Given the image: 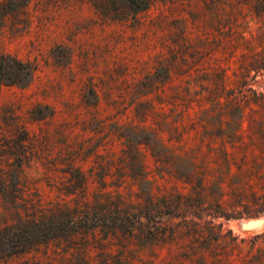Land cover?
Returning a JSON list of instances; mask_svg holds the SVG:
<instances>
[{
  "label": "rangeland",
  "instance_id": "1",
  "mask_svg": "<svg viewBox=\"0 0 264 264\" xmlns=\"http://www.w3.org/2000/svg\"><path fill=\"white\" fill-rule=\"evenodd\" d=\"M140 20L136 27L106 21L89 0H0V53L37 68L27 88L0 86V230L80 205L66 191L65 159L76 153L88 174L99 151L118 162L127 144L110 133L120 122L157 133L194 165L188 186L171 160L158 164L142 151L154 194L191 187L197 197L204 186V207L228 217L214 219L218 240L201 246L181 233L143 245L99 233L55 239L0 264H264V214L248 217L264 209V0H155ZM161 60L173 67L172 81L135 101L136 85ZM99 79L110 95L94 105ZM140 101H151L153 111ZM51 109L55 118L40 119ZM28 133L30 143H14ZM129 187L138 191L128 178L120 192L136 202Z\"/></svg>",
  "mask_w": 264,
  "mask_h": 264
},
{
  "label": "trees",
  "instance_id": "2",
  "mask_svg": "<svg viewBox=\"0 0 264 264\" xmlns=\"http://www.w3.org/2000/svg\"><path fill=\"white\" fill-rule=\"evenodd\" d=\"M13 1L20 4L23 0ZM89 3L96 13L103 16L106 21H132L136 27L141 26L140 16L148 13L154 7L155 0H89ZM172 68L166 61H159L158 67L153 68L154 74H148L145 77V82L136 85L137 97L135 101L149 96L151 92H148V89L154 87L160 90V85L165 87L170 83ZM36 70V66L29 61H24L10 53H0V86L27 88L33 82ZM248 79L249 77L244 78L243 86L250 85ZM99 80L98 84L92 85L90 91L94 105L100 103L101 96L110 95L109 83L105 79ZM249 91L255 96H259L252 88ZM261 96L264 97V94ZM144 105L146 112L153 111L151 101H140L139 107L144 108ZM48 116L52 119L55 118V111L51 109L49 115H42L40 119H45ZM110 134L117 136L120 140H125L127 147L123 150L124 157L118 162L114 159L107 160L108 157L99 154V152L101 153L99 151L96 155L97 168L92 167L89 174L83 170L82 165L76 164V153L72 157H67L65 162L68 167L62 171L71 176L68 179L67 194L78 195L84 201L74 209H50V214L40 219L20 222L0 230V259L25 254L37 246L55 239L89 237L99 233L106 240L120 236L125 239L136 238L143 245L166 243L181 233L192 238L201 246L212 244L218 240L220 234L216 233L214 219L226 218L228 220V217L222 213L211 215L210 211L204 207L206 205L203 203V199L207 198L204 186L199 188L197 197L191 187H186L190 193L173 191L161 195L154 194L156 180H153L151 173L147 171L142 151L146 146L158 164L169 167L168 162L171 160L176 174L188 186L194 179L195 169L190 161H184L174 156L167 147L160 143L157 133L153 131H137V129L116 122L113 124ZM30 142L29 133L24 139L14 140V143L19 147ZM21 166V163L17 165L18 168ZM115 166L118 167L117 171L120 176L118 175L110 182L107 177H113L112 168ZM165 172L172 174L169 168L165 169ZM128 178L133 182V186L138 188V191L135 192L129 187V196L136 197V202L131 201L120 192ZM95 183L98 184L99 191L93 194V201H90L89 192ZM113 187L116 190L115 193L109 191ZM262 214H264V209H260L256 211L255 215H248V217H258Z\"/></svg>",
  "mask_w": 264,
  "mask_h": 264
}]
</instances>
